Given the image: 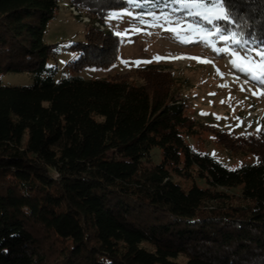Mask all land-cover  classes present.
Masks as SVG:
<instances>
[{
	"label": "trees",
	"instance_id": "obj_1",
	"mask_svg": "<svg viewBox=\"0 0 264 264\" xmlns=\"http://www.w3.org/2000/svg\"><path fill=\"white\" fill-rule=\"evenodd\" d=\"M230 5L234 22L213 25L264 41V0ZM127 6L72 0L93 21L72 47L76 75L57 82L44 42L56 0H0V76L34 77L0 84V264H264V131L200 124L168 70H138L140 85L77 75L118 60L120 38L93 23ZM200 130L255 161L232 169L195 151Z\"/></svg>",
	"mask_w": 264,
	"mask_h": 264
},
{
	"label": "rangeland",
	"instance_id": "obj_2",
	"mask_svg": "<svg viewBox=\"0 0 264 264\" xmlns=\"http://www.w3.org/2000/svg\"><path fill=\"white\" fill-rule=\"evenodd\" d=\"M56 2L58 8L47 25L44 42L52 49L46 66L54 70L53 78L58 82L76 75L70 69L71 63L78 58L72 47L84 41L93 20L89 11L70 7L72 0ZM104 22L106 26L99 22L93 24L102 31L120 33L117 35L121 44L118 60L108 68H85L77 75L87 80L126 75L131 82L140 85L142 80L136 73L138 70L147 67L168 70L179 77L178 93L185 103L187 114L200 124L236 136L257 135L264 131V85L250 83L238 74L236 67L233 69L225 63L222 57L224 49L236 50L240 56L244 52L240 46L222 41L224 33L205 39L197 35L196 29L212 32L215 28L213 24H206L203 19L189 15L173 0L128 2L127 7L109 12ZM172 28L182 30L177 35L169 30ZM250 47L255 49L256 46ZM180 55L187 58L179 59ZM228 56L231 61L234 59ZM157 57L160 59L157 60ZM137 61L141 63L137 65ZM226 76L238 81L227 82ZM0 84L31 87L34 77L29 72H7L0 76ZM254 92L256 95H253ZM257 129L261 131L258 133ZM187 141L195 151L209 154L228 168L255 161L249 153L226 151L208 131L200 130ZM151 157L154 163L160 162V150L154 148ZM179 261L184 260L180 258Z\"/></svg>",
	"mask_w": 264,
	"mask_h": 264
},
{
	"label": "snow or ice",
	"instance_id": "obj_3",
	"mask_svg": "<svg viewBox=\"0 0 264 264\" xmlns=\"http://www.w3.org/2000/svg\"><path fill=\"white\" fill-rule=\"evenodd\" d=\"M128 2L134 3L135 0H128ZM173 3L179 4L189 15L199 17L209 24H213L216 21L232 24L236 19L231 10L230 0H173ZM165 19L167 20L168 18L165 17ZM169 22L171 23V21ZM169 30L176 32L178 35L182 29L172 28ZM196 33L202 39L213 34L220 36L221 33H224L221 36L222 41L240 46L244 52V55L240 56L236 50H223L234 57L231 61L232 65L239 71L245 72L252 80L264 85V46H262L264 41L257 43L254 39L250 40L240 33L233 32L228 28H221L219 24L216 25L212 32L196 29ZM117 35H120V33H117ZM250 45H255V49L250 47ZM159 59L160 57H157V60ZM192 59L199 58L192 57ZM148 62L150 61H144V63ZM202 62L209 63V61ZM136 63L139 65L141 62L137 61ZM253 95H256V93L254 92ZM256 131L259 133L261 130L257 129Z\"/></svg>",
	"mask_w": 264,
	"mask_h": 264
},
{
	"label": "bare ground",
	"instance_id": "obj_4",
	"mask_svg": "<svg viewBox=\"0 0 264 264\" xmlns=\"http://www.w3.org/2000/svg\"><path fill=\"white\" fill-rule=\"evenodd\" d=\"M222 57H223L225 63H226L229 67H231V68L234 67V66L232 65V63H231V58H230V56H228V54H227L226 52H223V53H222ZM186 58H187V57L184 56V55H180V56H179V59H182V60H185ZM233 69H234V68H233ZM238 74H240V75L243 77V79L249 81L250 83L258 84L257 81L252 80L251 77H250L249 75H246V74H245V72H239V71H238ZM225 78H226V81H227V82L238 81L237 79L232 78V77H229V76H226Z\"/></svg>",
	"mask_w": 264,
	"mask_h": 264
}]
</instances>
